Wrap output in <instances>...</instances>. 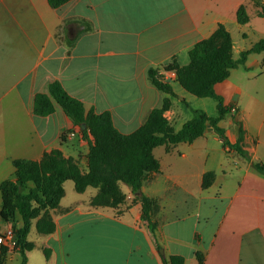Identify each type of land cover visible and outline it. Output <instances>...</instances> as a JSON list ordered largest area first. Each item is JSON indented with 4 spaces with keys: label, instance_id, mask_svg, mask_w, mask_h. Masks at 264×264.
Masks as SVG:
<instances>
[{
    "label": "crops",
    "instance_id": "1",
    "mask_svg": "<svg viewBox=\"0 0 264 264\" xmlns=\"http://www.w3.org/2000/svg\"><path fill=\"white\" fill-rule=\"evenodd\" d=\"M240 4L257 14L251 0H71L57 9L47 0H0V182L14 178V159L39 160L52 149L86 170L88 144L79 126L58 104L48 116L33 114L35 93L47 92L53 81L86 110L110 112L124 134L136 130L168 97L171 105L164 115L178 130L176 102L185 101L188 92L165 67L174 60L187 64L190 49L219 23L230 33L228 23L236 21ZM250 47L236 48L232 39L233 58ZM256 54L239 64L246 82L231 79L234 68L214 86L231 106L218 125L224 129L225 118L232 117L230 132L224 129L232 144L241 127V147L249 160L223 147L212 128L192 142L155 147L159 172L146 174L140 191L156 203L171 202L167 209L172 211H163L160 221L157 217L155 237L140 220L139 202L115 209L90 205L96 192L69 205L61 203L62 197L50 211L54 232L37 233L26 264L37 250L43 256L39 264H163L162 258L171 255L198 264L197 251L204 264H264V173L252 166L264 165V58ZM149 69L169 81L172 94L149 81ZM199 104L194 109L203 110L205 103ZM207 114L217 115V101L215 114ZM209 171L213 181L202 188ZM160 181L165 187L156 186ZM12 225H21L18 216L13 221L0 217V234ZM1 246L7 249L4 264H19V251Z\"/></svg>",
    "mask_w": 264,
    "mask_h": 264
},
{
    "label": "trees",
    "instance_id": "2",
    "mask_svg": "<svg viewBox=\"0 0 264 264\" xmlns=\"http://www.w3.org/2000/svg\"><path fill=\"white\" fill-rule=\"evenodd\" d=\"M71 0H47L50 7L57 9ZM259 17L264 18L263 0H251ZM238 24H247L249 16L246 5L240 4L235 13ZM264 51V38L256 41L249 49L241 51L237 59L232 55L230 33L221 23L207 37L190 49L189 62L179 65L172 61L166 70L175 72L176 81L188 93L200 98H213L217 101V115L210 116L200 109H192V117L175 130L164 113L170 108L171 101L163 98L160 104L147 114L144 122L129 134L121 133L113 124L108 111L96 113L92 108L86 110L84 104L71 97L57 81L49 83L47 92L35 93L32 111L36 116H48L55 111L58 104L64 114L74 125L81 128L82 136L88 144L86 170L82 171L73 157H66L59 149L43 153L39 160L17 158L12 161L14 178L0 182V217L13 221L18 216L20 226L12 225L15 238L14 249L20 253L19 264H26V252L34 244L27 236L34 222L39 234H50L55 230V223L50 211L55 209L64 195L63 183L71 180L74 190L82 193L88 187L96 189L90 198L94 207H111L118 209L125 204L127 194L122 191L125 184L140 203V220L146 224L155 237L156 223L151 219L155 201L147 197L141 189L142 180L148 173L159 172L160 163L153 154L158 146L175 145L180 142H192L203 135L207 126L212 128L222 141L223 147L235 150L246 160L248 153L241 147L243 130L238 127L235 143H230L225 131L218 122L230 111L231 106L224 103L214 89L217 83L225 80L230 71L243 64L253 53ZM149 81L160 91L172 94L169 81L156 69L147 72ZM259 172L264 173V165L252 163ZM214 178L212 171L202 177V188L211 185ZM120 211V210H119ZM7 249L0 248V264H4ZM45 252V250H44ZM47 253V251L45 252ZM47 255V254H46ZM198 264H204L201 252H196ZM163 264H184V258L171 255L162 258Z\"/></svg>",
    "mask_w": 264,
    "mask_h": 264
},
{
    "label": "rangeland",
    "instance_id": "3",
    "mask_svg": "<svg viewBox=\"0 0 264 264\" xmlns=\"http://www.w3.org/2000/svg\"><path fill=\"white\" fill-rule=\"evenodd\" d=\"M248 15H249V22L247 24H238L235 20L233 23H228V28L230 30V33H231L232 39L234 40V44L236 48H239V47L248 48L252 46L259 39L264 38V18L257 16V14L254 12V9H252V7H249V6H248ZM262 55H264V52L256 54L254 55V57L264 58V56ZM234 56L238 57L239 53L234 52ZM246 74H247L246 70L243 69L239 65L234 70L231 71V79L236 80L238 83L241 81L242 83H244L246 82V79L244 77ZM199 102L205 103L204 105H202L204 107H201V108H204L203 110H205L207 113L215 114L216 101L213 98H209V97L200 98V97H196V96H193L187 93V98L185 99V101L178 100L176 102V110L178 111V114H179L178 118L176 119V122L174 123V126L176 128H179L184 122H186L192 117V109H194L196 106H199L200 105ZM233 124L234 122H232V117L231 118L226 117L225 121L223 122V125H224L223 127L225 131L229 133L230 128L232 127ZM210 146L213 149L210 152L215 155L214 153L215 145L211 144ZM159 152L161 153L160 150ZM159 152H156V154H158ZM211 161L215 162V159H212ZM165 172H166V169L164 168V173ZM156 186L158 188H163L165 187V183L160 181L156 184ZM63 187H64V193H65L61 200V203L63 205H69L73 200L77 198H86L88 195L93 194V192H96L94 188L88 187L84 194H79L74 190L73 183L71 180H66ZM121 189L123 192L127 194V196H129L126 199L125 204L129 203V207L131 208L132 206H134V204L138 203V201L136 202L135 195L132 192H130V190L125 184H121ZM170 205H171V202L168 203V201L167 202L164 201V203H161V202L155 203V208L152 211L153 216L152 215L151 216L153 217V221H155L156 224H157L158 219L160 221L159 217H161V214L163 211L164 213L172 214V211L167 209ZM163 207H164V210H163ZM143 225H145L144 222H143ZM37 237L39 236L37 232L35 231L34 225H32L30 228V232L28 234V240L36 241ZM42 257L43 256H41L38 250L33 252L30 258L31 264L41 263L39 261H41ZM8 264H16V262L12 261V262H8Z\"/></svg>",
    "mask_w": 264,
    "mask_h": 264
},
{
    "label": "built area",
    "instance_id": "4",
    "mask_svg": "<svg viewBox=\"0 0 264 264\" xmlns=\"http://www.w3.org/2000/svg\"><path fill=\"white\" fill-rule=\"evenodd\" d=\"M160 74V72H158ZM173 75L174 73L171 72ZM163 78H165L162 74H160ZM166 79V78H165ZM14 233L11 227L6 229L3 234H0V244L5 243L6 245L13 247L15 244V240L13 239Z\"/></svg>",
    "mask_w": 264,
    "mask_h": 264
},
{
    "label": "water",
    "instance_id": "5",
    "mask_svg": "<svg viewBox=\"0 0 264 264\" xmlns=\"http://www.w3.org/2000/svg\"><path fill=\"white\" fill-rule=\"evenodd\" d=\"M236 119H237V117H235V120H236ZM84 128H85V125L82 124V125H81V129H84ZM207 129H211V128H210L209 126H207ZM136 193H140V189L137 190ZM15 238H16V236L14 235V236H13V239L15 240ZM160 252H162V251H160Z\"/></svg>",
    "mask_w": 264,
    "mask_h": 264
}]
</instances>
